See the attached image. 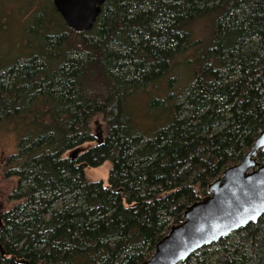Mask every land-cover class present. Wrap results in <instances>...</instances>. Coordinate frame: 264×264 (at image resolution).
I'll list each match as a JSON object with an SVG mask.
<instances>
[{"label": "trees", "instance_id": "obj_1", "mask_svg": "<svg viewBox=\"0 0 264 264\" xmlns=\"http://www.w3.org/2000/svg\"><path fill=\"white\" fill-rule=\"evenodd\" d=\"M36 11L15 45L31 50L0 64V125L20 133L0 264H140L264 128V0H106L81 32ZM177 64L188 86L150 97L167 117L140 132L134 96ZM106 160L107 183L86 177ZM212 245L188 264H264V214Z\"/></svg>", "mask_w": 264, "mask_h": 264}, {"label": "water", "instance_id": "obj_2", "mask_svg": "<svg viewBox=\"0 0 264 264\" xmlns=\"http://www.w3.org/2000/svg\"><path fill=\"white\" fill-rule=\"evenodd\" d=\"M65 24L81 32L91 29L104 0H52ZM264 128L239 162L212 181L208 194L186 207L179 223L156 243L140 264H178L202 247L217 243L264 214ZM76 152L70 153L73 158Z\"/></svg>", "mask_w": 264, "mask_h": 264}, {"label": "rangeland", "instance_id": "obj_3", "mask_svg": "<svg viewBox=\"0 0 264 264\" xmlns=\"http://www.w3.org/2000/svg\"><path fill=\"white\" fill-rule=\"evenodd\" d=\"M6 10L9 12L7 17V24L3 30H0V64L6 61L7 56H16L18 53H27L30 48H27L24 44L23 46L15 47L17 43L20 42L19 38L21 33L26 32L28 29H23L20 32V28L29 25H24L21 23H26L25 21H32V14L38 13L39 6L46 1V3H51L52 0H3ZM27 2H30L29 6H26ZM36 13V14H37ZM34 16V14H33ZM203 31L206 30L204 22L202 23ZM201 30V25L199 27ZM28 35V33H26ZM191 77L190 69H186L180 65H175L167 74L166 77L155 85L148 86L147 92L134 96L133 105V116L135 120L139 123V131L145 133H152L154 129L159 126L167 115L162 114L161 107L149 106L150 97H161L162 95H172L177 96L180 92L186 89L189 84ZM173 78V80H171ZM172 81V82H171ZM170 82V83H169ZM169 83V84H168ZM168 116L170 115L167 113ZM92 130L95 137L103 135L104 124L100 117H95L92 122ZM18 133L13 126L9 124L0 125V214L2 212L10 209L16 201L10 198V195L16 191L17 187V177L7 173V170L15 162L13 156L16 153ZM94 142V141H93ZM86 142L78 147L65 152L64 155H70L72 152L77 153L82 149L88 147L93 143ZM10 163L8 164V161ZM111 168V162L106 160L102 164L96 167H85V175L88 179L93 181L101 180L107 183L109 171ZM213 245L205 246V251ZM201 249L193 252L188 258L187 262L185 260L180 261L178 264H188V261L192 260L193 256L197 254Z\"/></svg>", "mask_w": 264, "mask_h": 264}, {"label": "flooded vegetation", "instance_id": "obj_4", "mask_svg": "<svg viewBox=\"0 0 264 264\" xmlns=\"http://www.w3.org/2000/svg\"><path fill=\"white\" fill-rule=\"evenodd\" d=\"M105 1L106 0H104V2H103V4L101 5V9H100V12H99V15H100V13H101V10H102V7H103V5H104V3H105ZM51 4H52V6L54 7V4H53V2H51ZM54 9H55V7H54ZM55 12H56V15L57 16H60L61 17V15L57 12V10L55 9ZM98 15V16H99ZM98 16H97V18H98ZM62 18V17H61ZM97 18H96V20H97ZM62 21L64 22V20L62 19ZM65 23V22H64ZM66 25V24H65Z\"/></svg>", "mask_w": 264, "mask_h": 264}]
</instances>
